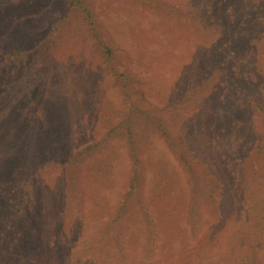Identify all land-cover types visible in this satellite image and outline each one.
I'll use <instances>...</instances> for the list:
<instances>
[{
    "label": "rangeland",
    "instance_id": "374dc122",
    "mask_svg": "<svg viewBox=\"0 0 264 264\" xmlns=\"http://www.w3.org/2000/svg\"><path fill=\"white\" fill-rule=\"evenodd\" d=\"M220 1L0 0L17 264H264V0Z\"/></svg>",
    "mask_w": 264,
    "mask_h": 264
},
{
    "label": "trees",
    "instance_id": "16d2710c",
    "mask_svg": "<svg viewBox=\"0 0 264 264\" xmlns=\"http://www.w3.org/2000/svg\"><path fill=\"white\" fill-rule=\"evenodd\" d=\"M222 3L223 2H221L220 0H218V4L219 5H223ZM211 16H212L211 17V21H214V22L215 21H220V19L218 17H216L214 15H211ZM229 34H230L229 36H225L224 35V31L221 33V36H225V37L222 39V42H223V43H221L222 46L220 45V47L222 49L220 48V50H223L225 53H227V55L231 59H233V62H234V60H236V53H237V51L238 52L241 51L239 47L240 46L242 47L244 45L246 46V44H247V40H246L247 37L244 36L243 33H241L239 30L238 31L237 30L236 31H231V32H229ZM237 54H239V53H237ZM236 62H237V60H236ZM248 63H249V61L246 64H248ZM207 124H209V121H207V120H205V121L202 122V125L201 126H202L203 130L206 127ZM182 131H184V130H182ZM211 132H210V135H211ZM181 135H183V134H181ZM196 160H197L198 163H200L203 166V169H205V168L207 169V167H206L205 164H203L201 161H198L200 159L196 158ZM14 164L15 163H13V166H14ZM205 172H208V169ZM216 180L217 179L215 178V181ZM203 198H205V197H203ZM186 212H187L188 215L185 216V221L187 223H189V224H191V222H193V225H194L195 224V219H198V218H196L198 216V210L197 209H186ZM210 213H211V216H212V218L214 220L215 219L216 220H219L220 217H221L220 214H219V209H213V211H211ZM31 219H33V218H31ZM31 219L26 222V225H27V229L26 230H21L20 231V230H14V229H11L10 228L11 230L8 232V231H6V229H8L9 227L6 228L5 230H0V243L1 242L8 243L11 240L13 241V242L10 243V249H9L10 252L8 251L7 253H8V255H10V258H11L12 262H14V264H17L16 263L17 262L16 259L18 257V254L21 253V252H23L26 249V248H23V247H14V244H16L19 240H21L23 238L22 237V234L25 233V236L24 237H26V236L28 237L29 234L30 235H33L36 232L34 220L32 221ZM57 223L58 222H56V221H54L52 223H48V225L45 228V232H47L48 229L51 230V231H53L56 228ZM81 229L83 230L84 227H82ZM195 229H196V227H195ZM195 229H193V230H195ZM45 232L44 233H41V235H40L41 238L45 237L44 236ZM104 233H107V232L105 231ZM152 240H154V239L152 238ZM147 246H149V245H147V243H146V245H144V247L146 248ZM59 248L62 249L61 246H59ZM0 253H1V251H0ZM126 253H127V247H126ZM126 253H124L123 255L126 256ZM58 254H60L59 251L56 252V253H54L53 256L54 257H55V255L58 256ZM64 259L67 262L68 261H71L73 259V255L71 254L68 257H64Z\"/></svg>",
    "mask_w": 264,
    "mask_h": 264
}]
</instances>
